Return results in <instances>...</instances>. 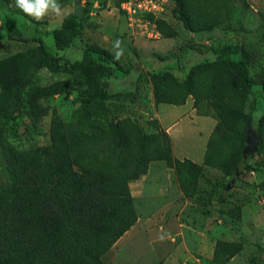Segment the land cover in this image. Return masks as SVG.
<instances>
[{"label": "trees", "instance_id": "1", "mask_svg": "<svg viewBox=\"0 0 264 264\" xmlns=\"http://www.w3.org/2000/svg\"><path fill=\"white\" fill-rule=\"evenodd\" d=\"M119 1L113 4L118 6ZM171 1L172 12L185 29L202 36L215 33L230 20L241 22L246 9L244 0L243 4L239 0ZM3 6L38 24L6 0H0V11ZM89 13L86 2L63 17V38L52 32L57 50L76 44ZM156 23L163 37L174 36L164 17ZM17 29L8 30L7 38L38 45L0 61V140L18 136L20 120L34 127L49 112L39 103L44 94L32 76L33 68L67 69L78 110L75 119L68 121L52 110L49 145L5 153L0 264H103L101 256L138 218L129 183L146 174L152 160H165L175 168L183 197L204 198L198 186L202 165L174 159L168 135L156 120L155 131L148 133L134 118L118 117L140 95L143 73L132 90L109 92L103 81L129 73L130 62L124 66L109 49L90 41L80 58H64L50 52L41 36L29 37ZM211 51L212 59L190 66L183 78L164 69L152 72L150 82L156 104L182 105L191 97L197 114L216 120L202 163L229 178L264 167V112L256 125L258 148L249 155L251 161L243 155L257 107L254 87H260L264 100V67L259 66L257 51L244 42ZM223 246L224 242H217L214 247L219 264L227 262Z\"/></svg>", "mask_w": 264, "mask_h": 264}, {"label": "rangeland", "instance_id": "2", "mask_svg": "<svg viewBox=\"0 0 264 264\" xmlns=\"http://www.w3.org/2000/svg\"><path fill=\"white\" fill-rule=\"evenodd\" d=\"M6 1L16 7L15 0ZM244 1L246 9L241 22L230 20L228 24L218 27L215 33L206 36L185 29L173 14V2L170 1L164 18L175 34L171 37L161 35L156 39L133 35L113 2L109 6L100 3L96 7L93 0H58L61 14H49L37 21L38 24L3 6L0 11V61L38 45L33 40L20 42L8 39V30L16 27L29 37L41 36L50 52H57L64 58H80L87 41L95 42L115 55L122 51L119 57L121 63L126 66L130 62L133 67L124 75L128 76L125 86L113 79L116 84L114 90L132 89L130 87L135 86L138 75L143 73L144 77L141 79L140 95L134 103L121 110L118 117H132L150 133L156 129V119H150L147 105L148 95L153 93L150 82L152 72L168 69L178 78H183L190 66L213 58L212 48L236 42H244L254 48L259 66L264 67V0ZM86 2L90 4V13L81 29V37L76 39V44L71 43L69 47L57 50L52 32L63 38L60 32L63 17L76 8L82 9ZM238 3L243 4V1L239 0ZM117 41L120 42L119 48L116 47ZM191 46L193 49L189 50ZM166 54L174 56L162 59ZM32 76L38 79L44 94L39 98V103L49 108V112L34 127L26 126L25 119L20 120L18 136L5 135L1 138L0 182L5 179V153L50 144L52 110H56L65 121L77 116L78 104L67 69L50 72L46 68H33ZM254 90L257 107L250 127L256 130L257 120L264 112V100L260 87L256 86ZM1 91L0 87V95ZM140 96L146 98V101L141 100ZM112 116L109 113L107 117ZM199 120L203 119L195 117L194 122L190 119L176 122L171 131H177V135L173 134V152L171 139L168 138L174 159L188 158L202 165L198 186L204 198L195 200L183 197L174 167L167 165L172 171L164 175L163 171L153 170L155 175L164 177L168 190L163 194H155L158 188H152L137 196L131 192L135 198L138 218L101 256L103 264H219L213 253L217 242H224L222 252L227 257L224 264H264V167L225 178L220 170L204 166L203 155L215 119L205 125ZM164 123H167L165 119ZM162 131L167 134L164 129ZM254 153H247L244 159L251 161L249 155ZM156 162L164 164L163 161ZM142 177L130 181L129 187L133 185L130 191L138 192L139 179Z\"/></svg>", "mask_w": 264, "mask_h": 264}, {"label": "crops", "instance_id": "3", "mask_svg": "<svg viewBox=\"0 0 264 264\" xmlns=\"http://www.w3.org/2000/svg\"><path fill=\"white\" fill-rule=\"evenodd\" d=\"M113 79L118 81L119 84H123L125 86V83L127 82L128 76L127 77L126 76L125 77L124 76L111 77V78L105 79L103 81L104 86L107 88V90L109 92H118V91L114 90L116 84H115V82H113V81H115ZM131 81H129V82H131ZM130 88L133 89L134 88L133 85ZM132 89L126 88L123 90V92L128 91V90H132ZM148 99H149V103L147 105H148V109H149L148 111L151 114L150 119H156L159 127L161 129H164L167 132L168 136L171 139L172 152H173V138H174L173 134L177 135V131H175L173 133L171 131L173 130V128H174V126L178 120L190 119L191 121L194 122L195 117H200L203 120H199V121L203 125L214 120V118L209 116V115L197 114V112L193 106V100L191 97L187 98L186 102L182 105H175V104H170V103H158V104H156L154 102V97H153L152 92L149 93ZM148 111H145V113H148ZM164 119L167 121L168 124L164 123ZM186 124H187V122H186ZM215 124H216V120H214V126H215ZM175 158L178 159L177 157H175ZM180 160H182V159H180ZM156 161H163L164 164H162V163L159 164V162H156ZM156 169L161 171V172L163 171V175L167 171H172V169L167 166V164L164 160H152V161H150L147 173L145 175H143V177L141 179H139L140 187L138 189V192L135 193L131 190L133 196L141 195V194L151 190L152 188H158L154 192L155 194H163V193H165V191L168 190L169 187L167 186L166 180L164 179V177L163 176L160 177V176H158V174L155 175V173L153 172V170H156ZM153 185H154V187H151ZM132 186L133 185L130 184V188H132ZM176 187H177V185L175 186V190L177 189Z\"/></svg>", "mask_w": 264, "mask_h": 264}, {"label": "built area", "instance_id": "4", "mask_svg": "<svg viewBox=\"0 0 264 264\" xmlns=\"http://www.w3.org/2000/svg\"><path fill=\"white\" fill-rule=\"evenodd\" d=\"M171 0H120L116 10L127 22L129 31L134 35L156 39L161 36L156 19L163 18ZM113 0H93L96 7L109 6Z\"/></svg>", "mask_w": 264, "mask_h": 264}, {"label": "clouds", "instance_id": "5", "mask_svg": "<svg viewBox=\"0 0 264 264\" xmlns=\"http://www.w3.org/2000/svg\"><path fill=\"white\" fill-rule=\"evenodd\" d=\"M15 2L18 8L36 21L42 20L49 14H61V5L58 0H15ZM119 46L120 42L117 41L116 47L119 48ZM120 55H122V51L116 53V58L118 59Z\"/></svg>", "mask_w": 264, "mask_h": 264}, {"label": "water", "instance_id": "6", "mask_svg": "<svg viewBox=\"0 0 264 264\" xmlns=\"http://www.w3.org/2000/svg\"><path fill=\"white\" fill-rule=\"evenodd\" d=\"M257 148H258L257 131L249 127L246 136V146L243 149V155H246L247 153L256 152Z\"/></svg>", "mask_w": 264, "mask_h": 264}]
</instances>
